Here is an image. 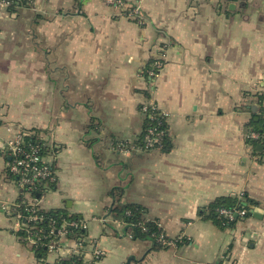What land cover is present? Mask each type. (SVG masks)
<instances>
[{"label": "crops", "instance_id": "crops-1", "mask_svg": "<svg viewBox=\"0 0 264 264\" xmlns=\"http://www.w3.org/2000/svg\"><path fill=\"white\" fill-rule=\"evenodd\" d=\"M124 1L140 7L142 23L101 0L0 6V148L20 129L41 132L57 182L39 206L78 215L83 243L102 253L97 264H264V214L232 229L199 216L243 193L264 211V149L246 139L250 121L264 118V0L233 10L230 0ZM148 101L167 116L166 153L135 146ZM5 162L0 264H38L5 213L18 199ZM115 199L187 243L150 250L123 234L109 214Z\"/></svg>", "mask_w": 264, "mask_h": 264}, {"label": "built area", "instance_id": "built-area-1", "mask_svg": "<svg viewBox=\"0 0 264 264\" xmlns=\"http://www.w3.org/2000/svg\"><path fill=\"white\" fill-rule=\"evenodd\" d=\"M101 1L117 11L119 16L137 21V23H142V11L137 4L127 3L124 0ZM0 6H7V2L0 0ZM162 67L163 61H156L153 69L147 74L149 76H155L161 71ZM148 107L156 109L154 104H149L148 106L143 105V113ZM161 115L164 118L167 117L162 112ZM24 136L25 131L20 129L12 139L6 141L0 148V156L10 159L9 162H5V174L7 178L14 183L18 190V199L5 208L6 216L12 221L14 231L17 233H25L26 236L24 240L29 243L33 251L43 237L40 236V233H43V230L38 226V223L43 219L41 215L37 214L38 211L42 210L39 206L40 198L39 196L38 198H34L32 193L37 186L41 188L47 187L48 183L53 182L56 177L55 172L52 170V164L49 163L45 157H39L37 155V149L29 145L27 150L21 149ZM161 136L162 132H155L153 128L148 129L144 137V150L153 149L160 145ZM246 139L251 141V143L259 144L263 140V136L257 131L249 130L246 133ZM13 178H15V181ZM21 206H24V209H20ZM219 214L223 215L228 220H233L235 214L243 216L244 211L232 212L220 210ZM67 227H73L76 230L84 231L86 226L85 222L82 220L64 223L59 229H55L52 224H49L48 232L45 233L50 235L54 233L55 236L45 243L47 247V257L51 255L55 256L53 264L61 259L69 260L73 257L80 258L82 264H97L102 258V253L92 243L84 244V235L82 237L71 238L78 241L73 249L65 250L64 247H61V240L64 238L68 239ZM180 239L181 237L178 239H165L162 233V235L157 238V241L162 246L170 247L174 246Z\"/></svg>", "mask_w": 264, "mask_h": 264}, {"label": "trees", "instance_id": "trees-1", "mask_svg": "<svg viewBox=\"0 0 264 264\" xmlns=\"http://www.w3.org/2000/svg\"><path fill=\"white\" fill-rule=\"evenodd\" d=\"M3 1V0H2ZM7 2V6H4L8 12H14V8L18 5L21 6L19 3L16 5L15 3H18V0H4ZM79 6L83 0H74ZM23 5V4H22ZM145 97L147 98L148 95L145 94ZM262 98V97H261ZM263 100V99H262ZM264 103V101H263ZM143 106H140V111L143 113ZM143 122H142V133L138 139L136 147L139 149H145L144 144V137L147 133L148 129L153 128L155 132H162L160 145L156 146L153 149L149 150H158L161 152H168L171 144H170V137L168 133V126L166 123V118H164L161 115V111H159L157 108L152 109L150 107L145 109V112L143 113ZM258 119H255V117L250 121L251 128L249 130L257 131L261 133L263 136V140L261 143L264 144V118L262 116L257 117ZM92 122V121H91ZM93 126H87L86 129L90 130ZM25 136L23 137V145L21 146V149L27 150L28 145L34 147L37 149V155L39 157H46L48 154L47 147L45 146L44 141L40 137V131L36 129H28L24 130ZM247 142L252 145V150L254 152L256 151V143H251V141L247 140ZM124 146V144H122ZM5 161H10V159L5 158ZM52 170L55 172V168L53 167ZM15 181V178H13ZM56 178L53 182L48 183L47 187L41 188L39 186L36 187L35 191L32 193V196L34 198L40 197L42 194L47 193L48 191H52L55 189L56 186ZM120 192V191H119ZM114 197V196H113ZM258 204L249 199L248 196L243 193L239 197H219L215 199L213 202H211L208 206L202 208L199 211V216L204 220H209L213 222L217 227L221 229H232L236 222L240 219L247 218V212L255 208ZM20 209H24V206H21ZM220 210H227L232 212H241L244 211V215L240 216L237 215L233 220H228L223 215L219 214ZM145 209L136 204H120L119 200L115 199L114 204L112 208L110 209V217L113 222H117L122 227L126 228V233L132 234V237L135 240L148 242L151 245L150 250H158L163 248H168L166 246H162L158 241L157 238L162 235L163 231L160 228L159 224L156 221L153 220H147L144 218ZM38 215L42 216V221L38 223V226L42 228L43 233H40V236H43L40 239V243L36 246V248L32 251L33 255L35 256L38 264H53L46 262L47 257V247L45 243L55 236V234H48L45 232H48V225L52 224L55 229H59L64 223H70L73 221H80V217L76 214L70 213L66 209H54L49 211H38ZM109 228L112 227V225H108ZM68 235L67 237L69 239L73 237H82L84 232L81 230H76L73 227H67ZM22 241H25V233H17ZM165 239L168 238L163 233ZM38 236V235H37ZM47 236V237H46ZM187 243L186 240L181 238L176 242L177 244H184ZM55 264H82V260L78 257H73L72 259L66 260L61 259Z\"/></svg>", "mask_w": 264, "mask_h": 264}, {"label": "water", "instance_id": "water-1", "mask_svg": "<svg viewBox=\"0 0 264 264\" xmlns=\"http://www.w3.org/2000/svg\"><path fill=\"white\" fill-rule=\"evenodd\" d=\"M230 1H231V4L229 5V8L231 10H233L234 9V3L237 0H230ZM263 108H264V103H263ZM263 149H264V144L263 143H259V144L256 145V151H262ZM263 214H264V211L261 208H259V207H255L252 210L247 212V216L248 217H253L255 219H261ZM234 217H237V215L235 214ZM122 232H123V234L126 233V228L125 227H123ZM131 237H132V234H131Z\"/></svg>", "mask_w": 264, "mask_h": 264}, {"label": "rangeland", "instance_id": "rangeland-1", "mask_svg": "<svg viewBox=\"0 0 264 264\" xmlns=\"http://www.w3.org/2000/svg\"><path fill=\"white\" fill-rule=\"evenodd\" d=\"M149 104H154V103L152 101H148L145 105L148 106Z\"/></svg>", "mask_w": 264, "mask_h": 264}]
</instances>
